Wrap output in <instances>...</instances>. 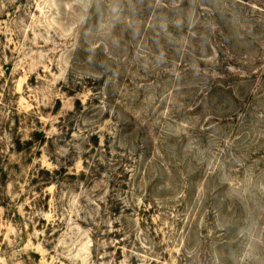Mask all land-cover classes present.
Masks as SVG:
<instances>
[{"label": "rangeland", "instance_id": "rangeland-1", "mask_svg": "<svg viewBox=\"0 0 264 264\" xmlns=\"http://www.w3.org/2000/svg\"><path fill=\"white\" fill-rule=\"evenodd\" d=\"M0 264H264V0H0Z\"/></svg>", "mask_w": 264, "mask_h": 264}, {"label": "trees", "instance_id": "trees-1", "mask_svg": "<svg viewBox=\"0 0 264 264\" xmlns=\"http://www.w3.org/2000/svg\"><path fill=\"white\" fill-rule=\"evenodd\" d=\"M239 1H243V2H244V1H246V0H239ZM218 18H219V17L216 15V19H218Z\"/></svg>", "mask_w": 264, "mask_h": 264}]
</instances>
